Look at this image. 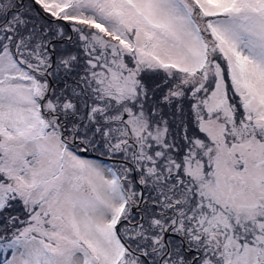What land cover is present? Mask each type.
Wrapping results in <instances>:
<instances>
[{
  "label": "snow or ice",
  "instance_id": "snow-or-ice-1",
  "mask_svg": "<svg viewBox=\"0 0 264 264\" xmlns=\"http://www.w3.org/2000/svg\"><path fill=\"white\" fill-rule=\"evenodd\" d=\"M0 264H264V0H0Z\"/></svg>",
  "mask_w": 264,
  "mask_h": 264
}]
</instances>
